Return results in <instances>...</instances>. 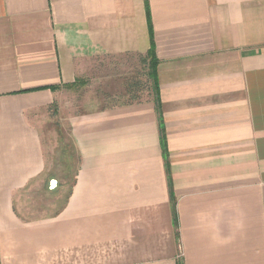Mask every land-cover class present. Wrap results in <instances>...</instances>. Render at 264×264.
<instances>
[{
	"label": "crops",
	"instance_id": "crops-1",
	"mask_svg": "<svg viewBox=\"0 0 264 264\" xmlns=\"http://www.w3.org/2000/svg\"><path fill=\"white\" fill-rule=\"evenodd\" d=\"M151 51L153 93L69 115L45 176L57 96ZM0 264H264V0H0Z\"/></svg>",
	"mask_w": 264,
	"mask_h": 264
},
{
	"label": "rangeland",
	"instance_id": "rangeland-1",
	"mask_svg": "<svg viewBox=\"0 0 264 264\" xmlns=\"http://www.w3.org/2000/svg\"><path fill=\"white\" fill-rule=\"evenodd\" d=\"M73 84L64 88L50 110L49 118L41 122V136L45 153V176L53 174L63 180V170L74 167L77 153L69 127V115L84 111L128 103L149 97L154 91V60L149 52L143 57L126 55L120 58H98ZM43 177L23 191L19 208L30 217L50 214L64 199L67 186L56 193L47 191ZM54 184V182H53Z\"/></svg>",
	"mask_w": 264,
	"mask_h": 264
},
{
	"label": "trees",
	"instance_id": "trees-1",
	"mask_svg": "<svg viewBox=\"0 0 264 264\" xmlns=\"http://www.w3.org/2000/svg\"><path fill=\"white\" fill-rule=\"evenodd\" d=\"M150 54H152V51L151 52H149ZM70 165V161L69 160H67L66 161V168L65 169H67V170H69V169H71L72 167L70 166V167H68Z\"/></svg>",
	"mask_w": 264,
	"mask_h": 264
}]
</instances>
